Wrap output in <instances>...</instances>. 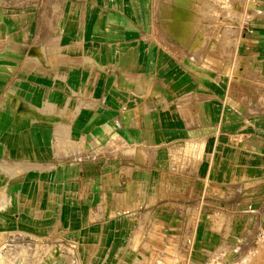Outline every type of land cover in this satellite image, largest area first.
Instances as JSON below:
<instances>
[{"label": "crops", "instance_id": "obj_1", "mask_svg": "<svg viewBox=\"0 0 264 264\" xmlns=\"http://www.w3.org/2000/svg\"><path fill=\"white\" fill-rule=\"evenodd\" d=\"M166 1L0 0V258L35 243L44 264L259 251L264 0H181L179 31Z\"/></svg>", "mask_w": 264, "mask_h": 264}, {"label": "rangeland", "instance_id": "obj_2", "mask_svg": "<svg viewBox=\"0 0 264 264\" xmlns=\"http://www.w3.org/2000/svg\"><path fill=\"white\" fill-rule=\"evenodd\" d=\"M239 1L241 4V2L243 0H239ZM182 4H183V2L181 0H167L165 2V5H164L163 11H162V22H163L164 26L166 24V21L169 20V15L167 13L168 11L169 12L173 11V13H174L173 23L175 24V30L176 31L177 30L179 31L183 28L184 22L182 21V19L188 18V17H193L192 14H190V12L188 13V11L183 9L184 6H182ZM185 4L188 5L189 3L186 2ZM190 4H191V9H192L193 13L194 12L197 13L196 12V6H194L192 4V2H190ZM236 7H237V10H240V5L238 3L236 5ZM186 9H187V7H186ZM185 13H186V15H185ZM240 21H241V18H240ZM178 36H180V35H178ZM184 37H186V35H181L180 37H178V39L183 42ZM178 39H176L175 41L179 42ZM223 45H224V43H223ZM36 244L37 243L30 244V245L19 244V247H16V248L11 247L10 248L11 251L8 254H6L4 257L0 258V264H35V263L36 264H40V263L44 264L45 261L48 260V258H42V259L39 258V247L40 246H38V245L35 246ZM44 250H46V248H44ZM50 250H52V248H47V252L48 251L50 252ZM258 250L259 251L257 253H255V255H253L254 258L252 256L251 259H248V261L245 264H264V228H262ZM49 252H48V254H49ZM38 261H39V263H38ZM210 264H214V263L212 262Z\"/></svg>", "mask_w": 264, "mask_h": 264}, {"label": "bare ground", "instance_id": "obj_3", "mask_svg": "<svg viewBox=\"0 0 264 264\" xmlns=\"http://www.w3.org/2000/svg\"><path fill=\"white\" fill-rule=\"evenodd\" d=\"M186 3V2H185ZM180 6V5H179ZM182 6H183V4H182ZM181 7V6H180ZM184 9V8H183ZM181 10V9H180ZM184 12V11H183ZM185 15H186V13H185ZM183 17V16H182ZM247 262V261H246Z\"/></svg>", "mask_w": 264, "mask_h": 264}, {"label": "built area", "instance_id": "obj_4", "mask_svg": "<svg viewBox=\"0 0 264 264\" xmlns=\"http://www.w3.org/2000/svg\"><path fill=\"white\" fill-rule=\"evenodd\" d=\"M215 264V263H214Z\"/></svg>", "mask_w": 264, "mask_h": 264}]
</instances>
